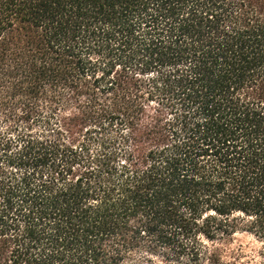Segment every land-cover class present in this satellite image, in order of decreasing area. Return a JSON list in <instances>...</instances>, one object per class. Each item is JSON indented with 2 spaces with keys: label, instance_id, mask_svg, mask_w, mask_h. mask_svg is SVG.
<instances>
[{
  "label": "trees",
  "instance_id": "1",
  "mask_svg": "<svg viewBox=\"0 0 264 264\" xmlns=\"http://www.w3.org/2000/svg\"><path fill=\"white\" fill-rule=\"evenodd\" d=\"M0 264H264V0H0Z\"/></svg>",
  "mask_w": 264,
  "mask_h": 264
},
{
  "label": "rangeland",
  "instance_id": "2",
  "mask_svg": "<svg viewBox=\"0 0 264 264\" xmlns=\"http://www.w3.org/2000/svg\"><path fill=\"white\" fill-rule=\"evenodd\" d=\"M236 237L239 238V240H241L245 244L249 243L250 241V238L244 233H237Z\"/></svg>",
  "mask_w": 264,
  "mask_h": 264
}]
</instances>
